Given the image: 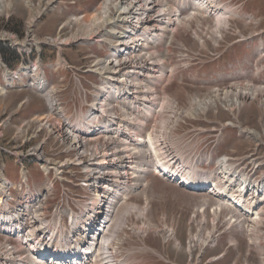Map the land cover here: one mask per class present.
<instances>
[{
	"label": "bare ground",
	"instance_id": "6f19581e",
	"mask_svg": "<svg viewBox=\"0 0 264 264\" xmlns=\"http://www.w3.org/2000/svg\"><path fill=\"white\" fill-rule=\"evenodd\" d=\"M22 1V2H21ZM52 0H40L39 4L35 5L34 0H0V5L2 8L7 11L8 9L10 12L13 9H17L16 5L17 3H22V7L28 9L30 11V21L28 23L29 29L27 32L29 33V38L31 41L30 36H32V28L34 24L36 23L37 19L36 17H39L40 15L47 12L48 9L55 10L57 9V6H55L52 2ZM156 2L151 1H145V0H105L103 4L105 3L104 9L102 12H95L92 14V19L87 22H79L80 20H83V17H86V14L84 13V16H78L81 19L71 18L74 20H69L68 24H79L81 27L84 28V31L87 32V30H90L87 32H82L84 38L86 39L83 41L88 42H96L109 45L111 48L112 55L114 54V59L111 62V66L107 69H104V79L95 72L94 66L92 67L93 73L98 74L100 87L98 89L97 95L94 96V100L87 105V110L89 111L90 115L88 118H90L93 114H100V115H109L112 112L117 113V110H127L126 104H132L133 101L128 102H121L118 103L116 106H113L111 104V101L115 100L117 96L119 97H131L134 98L133 100L135 103H139L141 107H138L137 109L142 112V114L145 116L146 119H156L157 116L153 115L154 112L159 108L160 114L164 117L167 116V120L160 119V122L157 124L155 129V134L153 136H149L150 140H148V144H146L145 147L140 144L138 147H132L131 153L129 154L133 159H136L138 155L143 154L141 157L142 163L138 160L139 163H136L137 160H130L126 155H123V150L116 147L111 142L104 141L101 144L91 146V150H94L97 146L102 150V153L98 154L96 158H83L81 157V160H76V163L78 166L85 169L83 172V175L89 177L88 179H85L84 182H89L88 184L92 185L91 188V197H89V203H87L84 206H76V202L79 203L78 195L75 197V206L71 208L67 207H58L55 208L53 211L52 217L46 215L47 210L41 209L37 206V203H35V207L32 210H21L20 212L15 213V217L17 216L18 222L17 227H22L23 225L25 227H30L31 231L27 234V240L25 241L26 246H30L32 241L37 240L33 239L35 235H38L42 238L47 236L45 240L42 238L40 239L42 242L45 241L46 243L50 244L54 242V239L56 236L61 235V237H69L71 233L73 235L75 234L79 238V242H76L73 239H70L72 249H67L66 251H73L76 249L79 251V264H90L92 260L95 259L94 264L97 262V260L103 261L105 257L110 258L111 253L110 249L113 247L112 242L114 238L117 237V231L121 227L117 226L115 221L116 219L121 215L122 209L124 206H134L137 209H131L127 215H129L131 212H142V210L150 211V198L148 194L147 188L152 187V191L154 192V184L152 182H147L144 184L142 182V190H138L140 186V182L137 179V183L133 185L134 193H136L135 197H141L145 199V203H147L144 206H139L138 204H135L133 202H130V199H126V201L123 203L121 199V203L119 200L111 199V202H115L112 207L105 206L103 209H95L94 202L98 201H105L104 196L105 193L108 191L110 193L113 192H119L122 191L125 187L129 186V182L131 180L128 172H126L125 168H131L135 171L133 172V178H136L138 176L143 177L144 173L146 174L145 177L149 176L151 173L146 165H149L152 162L151 156H154L157 161H160V153L163 154L167 159L172 161L168 166L165 167L166 170H170L173 172V175L178 178L179 175H181V181L179 182L181 184L189 183L187 185H191L194 187L200 185L202 186L200 189H204L206 184H212L213 186L207 190V196L209 197V201L207 200L208 205L211 207H215V210L212 211V213H206L204 214L203 219H197L196 223L194 222L191 227L189 226L188 233L189 238L186 239V254L188 256V264H198L200 261L199 256L204 253L205 249L211 244V248L213 249L217 245V229L223 223H227L228 230L227 233H229L230 229H234L235 231L241 236H247L248 235H254L250 236L251 238L249 241H251L256 248H258L260 253V260H264L262 258V254L264 253V248L259 247L257 243L261 241L260 236H258L259 230L251 229V228H245V222L238 218L237 212L235 208L232 205V197L233 194L238 193L235 191L234 187H232L231 183L236 182V185L239 187L244 186L245 188L249 189V186H256L259 184H256V178L254 177L253 181L248 183L249 186L244 185V181H239L238 179L229 177L225 169H220L219 177L216 180H213V182H208L209 180H200V179H194V177H188L184 176L183 173H178L179 170H177V164L180 163L181 160H183L184 166L189 167L191 165L190 160H188L186 157L183 158V152L186 150L181 149L179 153L175 151L172 147L169 146L168 141H166V138L170 136L172 133L171 129L173 124L176 122H180V117L184 115V117L189 118L190 116L196 117L198 115V112L200 110H209L211 108H216L217 102L223 101L224 103L229 104L230 106L236 105L239 109L243 107H253L254 104L250 102L248 104L247 102L249 100L255 101L256 96L251 95L248 92H255L254 90H249V88H246V92L243 91V88L239 86H235L232 88V90L224 91L223 93L219 92L217 89L213 92L210 97H204L203 99L201 97L192 99V108H190V112H180L184 111L182 109H175L178 107V104L176 100L173 99V103H167L164 101L161 105L159 102V93L155 87V84H161L163 85L166 78H168L166 68L165 60H161V57L159 53L155 51H151V49H155L156 45L159 44L160 41L163 43V37L164 34H166L168 31H172L174 33L177 30L178 26H183L184 24H179V19H185L186 21V27L187 29L190 28V22L192 21V17L200 16L201 10L205 11L207 15L212 16V18L215 19V25L216 29L214 30V34L216 37H220L221 29L229 24V14L230 12L226 9L224 5L214 2L211 5L207 4L205 5L204 0H193L194 6L198 7V10H196L193 15L190 14L186 18L182 17V11L176 10L175 8H172L174 12L180 13V17H176V14L173 13V20L171 17H162V6L161 2H163L166 5V8H169V3L165 0H154ZM190 1V0H189ZM144 3V4H143ZM102 4V7H103ZM217 4H220L225 9L223 12L221 11L220 7L217 6ZM30 5V6H29ZM101 7V8H102ZM116 7L118 9L112 8ZM24 8V9H25ZM99 12V13H98ZM97 13V14H96ZM96 14V15H95ZM95 15V16H94ZM192 16V17H190ZM76 17V16H72ZM107 17H117V21H123L124 23H127L128 26L126 29L121 30V28L118 26L115 32L113 33V40L107 39L109 36L107 33L104 32V40L105 42H99L94 40L95 38H92L91 35L96 33V31H100L101 29L105 30L107 23ZM176 17V18H175ZM152 22H155L154 24ZM172 25H177L176 27H173ZM67 26V22L63 25H61L60 29H63ZM210 28V27H208ZM215 28V27H214ZM108 30H111V28ZM121 30V31H120ZM224 30V29H223ZM200 32V31H199ZM210 33L212 36V32L207 30V33ZM118 34V35H117ZM195 34V33H194ZM206 34V33H204ZM6 35V34H5ZM99 35V34H98ZM172 36V35H171ZM2 35L0 34V39ZM8 37V36H7ZM78 36H75L69 40H63L60 38H48L45 40V43L48 45H65L68 41H78ZM70 38V37H68ZM89 38V40H87ZM92 38V39H91ZM111 38V36H110ZM195 38L197 41H199L202 44V47L205 48V44L201 41V38L195 34ZM6 39V38H5ZM2 40V39H1ZM63 40V41H60ZM172 40V39H171ZM25 41V40H24ZM33 43L37 44L41 41H35L33 40ZM56 41V42H55ZM82 41V40H81ZM55 42V43H54ZM112 42V43H111ZM115 42V43H113ZM18 45L24 46L27 41L25 42H16ZM60 43V44H59ZM113 46V48H112ZM149 51V52H147ZM154 54V55H153ZM109 57V58H110ZM187 57V54H185V58ZM109 58L105 59L108 60ZM105 60H99V61H105ZM98 62V61H97ZM96 62V63H97ZM95 63V64H96ZM94 64V65H95ZM62 65L57 63L54 65L55 72H58L62 69ZM36 71L34 77L30 78L32 79L30 86L33 87V89H42L41 93H38L42 95V98L46 101V113H43L41 115H37L34 119L37 120L35 122H31V120L26 123L24 126H18L17 129L13 132V138L16 140L17 137L20 134H26V137L28 136V132L31 130L34 131L33 135H37L39 132L47 133L49 135H53L55 140H59L64 146L72 148V149H79V151H83L85 153L86 145H88L91 141H83L79 139V127L75 130L67 128L65 130V126H67L65 123L71 124V122H65L64 117L67 116V119L69 117V113L67 112V108L63 106L62 104H58L59 101H57V95L61 89V84L64 83V80H62L58 87L55 86L53 83L52 86H48L45 81V74L43 71L39 68V66H36ZM79 67H77L78 69ZM27 72L25 71L24 74H20V72H16L17 78L19 80V83L17 87L24 86V80L22 75H27ZM171 73V71H170ZM106 81V83H105ZM231 87V86H230ZM8 90H3L0 92V98L6 97L8 94ZM224 98L222 99L223 95ZM29 99L26 98L18 107V109L22 108V104H28ZM196 107V108H195ZM234 110V109H233ZM230 111L233 113L234 111ZM229 111V110H228ZM81 113L79 111L78 117L73 118V121L75 120V123H72L73 126L79 125L81 123ZM163 113V114H162ZM14 114H9V116H12ZM120 116H117L116 121L120 124V128L123 129V131L126 133L125 138H130L127 134L131 132L130 129L134 130L132 133H136L138 130V125L132 126L130 123V120L128 121H122V119L119 118ZM84 118H87V116H84ZM177 118V120H175ZM33 119V120H34ZM56 121H63L62 125L55 124ZM65 122V123H64ZM4 124L6 125L7 122L2 123L1 127H4ZM163 126H167L166 130L162 128ZM172 125V126H171ZM52 126H56L54 129L56 130L54 133L51 130ZM119 127V125H117ZM43 127V128H41ZM110 128H112V125H109ZM117 127V128H118ZM16 128V127H15ZM164 132H167L163 135ZM1 131V129H0ZM101 132V130H99ZM58 135V136H57ZM247 139H254L259 138L257 132L254 134L253 132L247 131L245 133ZM4 136V135H3ZM1 137V136H0ZM22 141V143H25L30 138H26ZM74 139H72V138ZM99 138V137H97ZM48 139V138H47ZM101 139V138H100ZM112 141V140H111ZM167 144L166 146H163V142ZM42 145H40L37 148H31L27 151L26 156L27 157H36L40 160L44 159V155L42 157ZM158 151L157 150V148ZM143 148V150H141ZM90 150V151H91ZM47 152V151H46ZM54 152V151H53ZM56 153V152H55ZM21 153H18L20 155ZM79 154V152H78ZM107 154V155H106ZM61 158V157H60ZM55 159V158H54ZM57 159V158H56ZM59 159V158H58ZM57 159V160H58ZM131 162V163H130ZM177 162V163H176ZM49 167L48 170L52 169L55 172L56 176H61L62 173L60 171H63L62 169L70 168V166L64 165V163H58L57 168L56 164L52 161H47ZM173 163H176V166H172ZM51 164V166H50ZM172 164V165H171ZM115 166L116 169L112 172L106 175L105 177H102V174L105 175L106 173L112 171V167ZM196 166V165H195ZM194 165L191 167L188 172H192L193 174H196L195 170H192ZM123 168V169H122ZM159 167L157 170L159 171ZM60 170V171H59ZM74 170V169H72ZM75 171V170H74ZM197 171V169H196ZM72 173V172H70ZM79 173V172H78ZM217 173V172H216ZM140 174V175H138ZM70 175V174H69ZM82 175V176H83ZM253 175V172H252ZM55 176V177H56ZM68 176V175H67ZM81 176V175H80ZM79 176V177H80ZM144 177V178H145ZM57 178V177H56ZM61 178H63L61 176ZM101 178H104L101 180ZM80 179V178H79ZM101 180V181H99ZM72 185H75L74 183H71ZM153 184V185H152ZM256 184V185H254ZM79 185V184H77ZM81 185V184H80ZM9 187V183H6L3 181L0 185L1 191H6ZM14 189H18V186H14ZM197 189V188H196ZM219 191L218 193H225L227 195V204L224 202L226 200V197L220 198V202L217 203V201L213 200L214 197L210 198V194H212L214 191ZM64 191V188H63ZM195 192H190V194H196L192 196H198L197 199H199V202L195 204L192 208L204 206L206 203L201 198L203 196V191L201 190H194ZM19 192V191H18ZM185 192V191H184ZM150 193V192H149ZM152 193V192H151ZM188 193V192H187ZM186 193V194H187ZM251 195H248L246 198V204L247 207L251 206V203H254L258 196H260V199H263L264 196L260 194V189H257L253 187L250 191ZM74 194V193H73ZM102 194V195H101ZM33 198L32 203L38 201L40 198L45 197L42 194H32ZM63 200L65 201V194L62 192ZM189 195V194H188ZM60 196V195H58ZM78 198V199H77ZM123 198V197H122ZM59 199V198H58ZM57 202V201H55ZM224 202V203H223ZM237 202V200H236ZM238 203V202H237ZM226 204V205H225ZM50 208V207H48ZM108 211V212H107ZM107 212V218L105 219V215L103 217H100V214H105ZM260 213V212H259ZM116 214V215H114ZM126 215V216H127ZM244 216V215H243ZM248 218V217H246ZM255 218V217H253ZM224 219V221H223ZM138 222V220H136ZM23 224V225H22ZM199 226L197 230H192L193 225ZM113 225V226H112ZM161 230L167 231L168 227H163L162 229L158 228L157 226L153 225L152 232L155 231L156 234L161 233ZM239 230L243 232L244 235L239 233ZM40 231V232H39ZM20 237L23 236L22 233L19 234ZM7 237V236H3ZM244 238V237H243ZM77 239V238H76ZM87 241V245H83L82 240ZM233 239V238H232ZM231 239V240H232ZM174 245L173 248L179 252H182L183 244L177 236L173 237ZM185 242V241H184ZM40 241H37L35 244H32L30 247V250L35 252V255L37 254L38 248H41ZM45 245L51 249L56 250V246L54 245ZM230 245H233L234 248H237L235 246H238V240L230 241ZM74 249V250H73ZM39 252V251H38ZM198 252V253H197ZM91 253V258L88 257V254ZM4 253L0 254V256H3ZM220 255V254H219ZM213 256L210 261L216 262L221 259H223V255L221 256ZM2 258V257H0ZM5 260V259H4ZM114 262L117 260V258H113ZM21 261L20 256L17 255L15 261H6L5 263H12L16 264ZM24 264H33L31 261H25ZM113 264V263H112Z\"/></svg>",
	"mask_w": 264,
	"mask_h": 264
},
{
	"label": "rangeland",
	"instance_id": "374dc122",
	"mask_svg": "<svg viewBox=\"0 0 264 264\" xmlns=\"http://www.w3.org/2000/svg\"><path fill=\"white\" fill-rule=\"evenodd\" d=\"M34 1H35L34 4L37 5L39 4L40 0H34ZM145 1L156 2L154 0H145ZM223 1L227 3L224 6L227 7L226 9L230 12L229 14L230 16L228 18L229 24H227L221 29L220 37L218 39V37H216V35L214 34V30L216 29L215 19L213 18V25L211 19L207 20L208 22L207 27L209 25H212V27L207 28V30L213 32L209 40L205 39V48L202 47L205 50L201 51L199 48V43L195 41L197 40L195 38V34H197V36H199L201 40L203 38L202 33L199 32V29H197V31L194 32L195 34L193 35L194 38L193 39L192 31H189L191 28V22H190V28L187 29V27L185 26L186 25L185 19H179L177 22H179V24H184V25L177 27L178 31L176 30L177 32L176 39L178 40V42L173 44L172 48L170 49L171 58L169 52L165 51V46L163 45V43L166 44L167 42V38L165 39L166 34H164L163 43L162 41H160L159 44L156 45V48L151 49V51H155L159 53V55L161 54L160 55L161 60H165L167 71L168 72L171 71V75L167 73L168 78H166L163 85L165 84L164 85L165 91L169 95L174 97L175 98V99L173 98L174 100H177L176 101L178 102L177 104H179L180 108H183L182 110H184V112L187 111L190 112V108H192V103H191L192 99L194 98L200 99L199 97H201L202 99L204 97L205 98L208 96L210 97V95H212L213 92L216 91L217 89H219L218 90L219 92L223 93L224 91L232 90V88L235 86H239L243 88V91L245 92H246L245 90L246 88L255 91V92H248L251 95L256 96L255 101L249 100L247 102L248 104L252 102L254 104L253 107L250 108L247 106L239 109L236 105L232 107L229 104L221 101V103L217 102L216 104L217 105L216 107H218L222 111L221 115L217 116L215 114V111L212 110L209 112L210 115H208L207 118L231 121L233 115L229 111H232L234 109L233 111L236 112L235 115H238L237 117L240 118L239 119L240 122L244 124L245 127L250 129L251 131H257L258 136L259 134L261 136V140L260 142H257L255 140L250 141L247 140L246 138L244 139L240 138L237 135V133L235 136L232 134V137L234 136L233 138L226 139L224 141L222 145L223 147L222 153L230 157L232 156L249 157V158L251 157L253 160L258 161L259 159L264 158V147H263L264 91H262L263 88H254L251 85L243 86L239 84H233L231 86L232 84L231 77H233L234 74L232 73L233 71L229 68V65H234V66L240 64H244V66L246 65L247 67L246 74L244 75L240 74L241 76L239 75V79L248 80L249 78H251V73L253 72L254 69L253 62L255 61L256 56L254 53L246 54L249 51H247L248 47L244 46V44L234 45L233 47L224 51L225 44L222 42V40L224 34H225L224 40L227 43H230L235 39L239 38L240 34L246 35L249 32L253 31L254 29L252 25L247 24L246 18L247 17L264 18V0H223ZM74 2H77V4L79 3V11L76 10L75 8L76 5L74 4ZM103 2L104 0H64V3H66L67 5L74 4L72 6H69L71 7V10L66 11L65 6H59L57 9H55V11L49 10L47 13H45L43 15L44 17H42L39 21H37L35 23L36 25L34 24L35 27L33 26L34 28H32L31 30L32 32V36H30L32 37L31 42H29V44L26 47L18 46L22 54L19 53L17 48L11 47L10 41H16L17 39V41L21 43L30 40L28 39L29 33L27 32V30L29 29L27 22L31 18L29 17L30 11L25 7L24 9L22 7L23 6L22 3L15 4L17 9H13L11 12L9 9L6 11L5 7L3 9L2 6L0 5V34L2 35L1 37L2 40L0 39V49L2 48L6 49L10 55H13L14 53H16L18 56L20 55V59L14 62V67L10 65V63H12V60L10 59L8 64L10 69L16 71L19 68H22L24 70L25 67L27 66L30 67H34L35 65L41 66V69L44 71L47 80L50 82V84L54 83L56 87H58L59 83L63 79H66V82L64 83L65 85H69L70 82L68 81H71V92L69 93L70 96L69 98L73 96L76 97V99L79 101V108L81 104L86 105V103H90L94 99V95L97 93L96 88L99 87L98 79L100 76L102 77V79H104V74H106V72H104V69H107L108 67L111 66V62L114 59V54L112 57H110L112 55V52L111 53L99 52L96 42L83 41L86 39H82L85 36L83 35L82 32H85L87 34V32H89L90 30H87L86 32L84 31V28L81 27V25L68 24V21L71 18L81 19L79 17L84 16L85 13L86 17H83V20H80L79 22H87V21L89 22L93 18L92 14L99 11L100 9L101 10L99 12L103 11L106 0L104 4ZM161 6H162L161 8L162 12L164 13L162 17H171L172 21H174L173 13L174 15L176 14V17H180L179 15L180 13L174 12L172 6L168 5L170 8L168 9L166 8V5L163 2H161ZM217 6L220 7L222 12L225 10L223 6H221L220 4H217ZM113 9H118V8L113 7L112 11ZM196 10H198V7L197 9H195V11ZM189 14L190 12H186L183 15V17H187ZM73 15L76 17H72ZM239 17H241V19H239ZM66 22H67V26L63 29H60L61 25L65 24ZM152 23L154 24L155 22ZM105 26H106L105 30L101 29L98 32L96 31V33L91 35V37L95 38L94 40L97 39V41L99 42H105V40L103 39L105 32L109 36L107 39L113 40V33L116 34L115 31L118 30L117 27L119 26L121 30H124L127 28L128 24L124 23L123 21H119V20L117 21V17L114 18L107 17V23L105 24ZM108 27L109 29L111 28V30H108ZM262 29H264V23L261 28L258 27V31H261ZM192 30L193 31L196 30L195 24L192 25ZM207 30L205 32L206 34H204L206 36L210 34L209 32L207 33ZM75 36H78L77 39L79 40V42L71 40L65 43V45H56V46L48 45L45 43V40L51 37L60 38L63 40H69ZM169 38L173 40V36H169ZM32 39L35 40L36 42L37 41L38 42L41 41V42L39 43V45L36 43L34 44ZM87 40H89V38ZM178 43L179 44L182 43V46L186 47L188 50H193L192 54H190V52L189 53L187 52L191 56V61L189 62L188 65L189 67L186 68L180 67L179 69L175 67L171 68L169 64V59H171L173 65L176 64L178 65L184 61V60L180 61L181 57L185 58V54H181L182 48ZM102 45L108 47V49H110L111 51L109 45H106L104 43H102ZM256 45L257 44H254V47ZM252 50L255 51L256 49L253 48ZM27 52H30L29 53L30 55H27L26 54ZM194 53L197 54L201 53L202 57L200 58L199 56H194ZM188 54L186 58H189ZM60 57H62V59H60ZM107 58L109 59L105 60ZM99 60H105V61H99ZM57 62L63 64L67 62L68 66L65 67L64 70L61 69L58 72H54V69H52V64ZM93 66L95 72L98 73L100 76L96 73H93L94 72V70L92 69ZM77 67H79L78 68L79 71H75ZM88 71H93V72L91 73ZM31 80L32 79H30V81ZM31 83L33 82L31 81L30 85ZM256 84H257L256 86L258 87L262 86L261 82H258ZM163 85H161L160 83L155 84V87L158 92H160V90L162 89V88L158 89V87L160 86L162 87ZM226 88L227 90H224ZM41 97L42 95L38 94L33 90L32 87L28 86L23 88L20 87L14 91L9 92L6 97L0 98V129H1L0 142L2 143V146L6 148V154L1 155V157L8 165L6 169V175L12 181H14L17 176H16V168L14 167V164L12 162L13 157L9 153L11 151V148H9L10 147L9 143L12 142L14 144L12 146L14 147L18 143L17 146L22 148L24 153L27 151L26 145H23L22 143V141H24L26 137L25 132L24 134H20L17 137V139L19 140L13 138V132L15 129H17L18 126L22 127V123L24 121L32 119V117L35 116L36 114L41 115L43 113H46L47 110H46L45 101ZM26 98H28L31 103L23 106L22 110L18 112L17 111L18 106ZM223 98L224 95L222 99ZM225 109L229 111H226ZM238 112L240 113L237 114ZM9 114H14V115L9 116ZM167 118H168L167 116L163 117L161 115V121L167 120ZM183 121L186 123H190L192 127H196V128L202 127L203 129L205 128L209 129V126L203 121V119L201 120L186 119ZM5 122H7V124L6 125L4 124V127H1L2 123ZM55 127L56 126L51 127V130L54 133H56L55 132L56 130L54 129ZM162 128L166 130L167 126L162 125ZM164 130H163V135L167 133L164 132ZM32 134H34L33 130L28 132V136L26 138L31 137ZM57 147L58 146L56 145V148ZM53 151L47 150L46 153H48L52 158L56 159L57 157L55 156L56 149H53ZM235 151L238 152V154L236 153L233 154V152ZM60 157L61 156H58L57 159L59 158L58 160H60L61 159ZM74 170L72 171L79 172V176L81 175L79 177L80 179L78 177L73 178L70 176L71 175L70 173H69L70 175L66 173L69 179L75 180V182H79L81 179L86 178V176L83 175V171L80 170L77 171L76 169ZM37 173H38L37 170L34 168L32 174L36 175L37 182L41 184L42 179ZM149 179H151L152 183L154 182V187H153L154 192L152 191V187L147 188L150 198L149 200L151 206L150 208L151 218L153 219V221H155L161 214L164 213H166L169 216V218L175 216L178 222L177 237L179 239L178 235L182 234L183 232H185L186 234L188 233L187 223L190 218V215L194 211V208L192 207L199 202V199H197L198 196H192L196 194H190L184 192L183 190L177 187L167 184L160 178L150 177ZM52 196L54 197V194ZM60 198L61 197L57 195L54 198V202L55 201L59 202ZM131 202L141 206L145 202V199L136 197L133 198ZM131 209H137V208L134 206L123 207L121 215L115 221L117 226L119 227L122 226L124 217L129 213ZM150 233L151 234L149 236L150 237L149 239H142L141 241L136 240L135 242H131L129 244L128 246L129 251L132 253L136 252L131 257L133 261L137 262V264H188L187 261L188 253L186 254L185 251L186 238H187L186 235L180 237L181 242L184 244H183L182 252H179L173 248L174 240L164 245L159 235L155 236L156 234L155 231ZM239 233L244 235L241 230H239ZM243 237L244 236L240 237L238 233H233V232L227 234V236L219 242L216 248L209 249L205 254H202V258L200 259L198 264H245V263L264 264V260L261 261L259 260V252L255 248L253 247L251 248L248 245L247 240L244 239ZM231 239L235 242L236 239L238 240V246H235L237 248L230 247L227 251V255L225 256V259H223L222 261L209 263L208 261L212 256H217L220 253L224 252V249L228 246L229 242L232 241ZM145 246L154 249V251L147 250L146 252H144L143 249L138 251L140 248H145ZM249 252L250 255H248Z\"/></svg>",
	"mask_w": 264,
	"mask_h": 264
},
{
	"label": "built area",
	"instance_id": "2783aa9c",
	"mask_svg": "<svg viewBox=\"0 0 264 264\" xmlns=\"http://www.w3.org/2000/svg\"><path fill=\"white\" fill-rule=\"evenodd\" d=\"M63 193L65 194V201H63V203H67V204H70V202L72 203L73 201L75 202V197H77L78 195V194H73L72 191H70L67 188H64Z\"/></svg>",
	"mask_w": 264,
	"mask_h": 264
},
{
	"label": "trees",
	"instance_id": "16d2710c",
	"mask_svg": "<svg viewBox=\"0 0 264 264\" xmlns=\"http://www.w3.org/2000/svg\"><path fill=\"white\" fill-rule=\"evenodd\" d=\"M2 51L5 53V55L8 54V51L7 50H2Z\"/></svg>",
	"mask_w": 264,
	"mask_h": 264
},
{
	"label": "crops",
	"instance_id": "0c3cea01",
	"mask_svg": "<svg viewBox=\"0 0 264 264\" xmlns=\"http://www.w3.org/2000/svg\"><path fill=\"white\" fill-rule=\"evenodd\" d=\"M153 184H154V182H153ZM153 184H152V185H153ZM177 201H178V199H177Z\"/></svg>",
	"mask_w": 264,
	"mask_h": 264
}]
</instances>
